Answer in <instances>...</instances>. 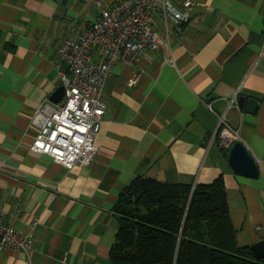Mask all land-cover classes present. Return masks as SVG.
<instances>
[{
  "label": "crops",
  "instance_id": "0c3cea01",
  "mask_svg": "<svg viewBox=\"0 0 264 264\" xmlns=\"http://www.w3.org/2000/svg\"><path fill=\"white\" fill-rule=\"evenodd\" d=\"M188 12L175 24L156 11L160 48L132 66L113 64L94 159L67 170L30 150L32 118L54 104L61 41L87 29L97 9L87 0H0V207L6 224L33 237L27 254L0 249V264H109L113 207L138 175L190 191L221 177L238 244L264 238V0H191ZM90 54L96 61L99 50ZM248 98L259 101L254 114ZM224 125L255 159L257 177L232 171Z\"/></svg>",
  "mask_w": 264,
  "mask_h": 264
},
{
  "label": "built area",
  "instance_id": "2783aa9c",
  "mask_svg": "<svg viewBox=\"0 0 264 264\" xmlns=\"http://www.w3.org/2000/svg\"><path fill=\"white\" fill-rule=\"evenodd\" d=\"M87 1L97 9L93 22L76 37L64 38L57 49L59 61L65 64L59 72L62 99L55 104L43 103L32 118L37 129L30 150L67 170L88 166L94 159L93 138L104 111L101 89L113 64L132 66L146 51L160 48L164 38L154 29L156 11H161L164 21L184 23L191 5V0L180 6L171 0H120L105 8L100 0ZM92 49L99 50L96 61L91 59ZM140 75L138 70L129 84H135ZM220 121L222 126V117ZM219 134L224 143L239 140L237 131L226 125ZM32 245L31 233L6 224L0 207V249L27 254Z\"/></svg>",
  "mask_w": 264,
  "mask_h": 264
},
{
  "label": "trees",
  "instance_id": "16d2710c",
  "mask_svg": "<svg viewBox=\"0 0 264 264\" xmlns=\"http://www.w3.org/2000/svg\"><path fill=\"white\" fill-rule=\"evenodd\" d=\"M189 192V185L134 176L113 207L109 264H264L237 242L221 177Z\"/></svg>",
  "mask_w": 264,
  "mask_h": 264
},
{
  "label": "water",
  "instance_id": "95a60500",
  "mask_svg": "<svg viewBox=\"0 0 264 264\" xmlns=\"http://www.w3.org/2000/svg\"><path fill=\"white\" fill-rule=\"evenodd\" d=\"M63 86L59 85L50 95L49 100L52 103H57L62 99ZM245 97L240 96L237 103L240 107L243 106ZM258 99L248 98L246 101L245 111L254 114L258 107ZM227 162L232 171L241 176L255 178L258 175V167L255 159L251 156L241 141H233L229 147L227 154ZM192 191H190L191 194ZM189 194V195H190ZM250 251L255 259L264 257V238L249 245Z\"/></svg>",
  "mask_w": 264,
  "mask_h": 264
},
{
  "label": "rangeland",
  "instance_id": "374dc122",
  "mask_svg": "<svg viewBox=\"0 0 264 264\" xmlns=\"http://www.w3.org/2000/svg\"><path fill=\"white\" fill-rule=\"evenodd\" d=\"M32 123H34V122L32 121Z\"/></svg>",
  "mask_w": 264,
  "mask_h": 264
}]
</instances>
